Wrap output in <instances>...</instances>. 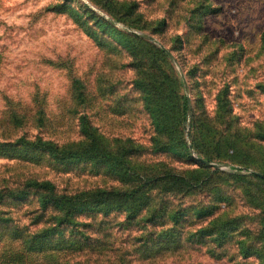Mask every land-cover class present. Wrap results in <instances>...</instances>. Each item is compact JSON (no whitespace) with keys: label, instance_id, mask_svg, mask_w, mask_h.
Returning <instances> with one entry per match:
<instances>
[{"label":"rangeland","instance_id":"rangeland-1","mask_svg":"<svg viewBox=\"0 0 264 264\" xmlns=\"http://www.w3.org/2000/svg\"><path fill=\"white\" fill-rule=\"evenodd\" d=\"M118 1L138 5L133 16L141 20L139 27L114 21L106 0H0V142L24 134L78 141L80 116L88 114L111 144L134 142V164L142 172L165 169L190 179L192 187L170 189L165 181L147 188L152 203L211 212L185 219L176 239L180 245L159 242L146 250L143 234L155 229L159 235L170 221L157 218L122 229L124 214L116 211L103 223L102 217L93 222V238L106 244L101 253L61 254L49 262L36 257L29 264H264V0ZM106 21L141 37L120 42L100 27ZM157 47L171 54L166 72L185 81L179 92L191 100L181 127L186 153L178 145L155 150L153 118L136 86L140 58ZM227 87L230 102H223L219 95ZM15 110L22 125L13 118ZM192 135L209 163L194 149ZM1 150L0 189L29 179L51 180L67 192L119 184L116 174L94 163L63 166L31 149ZM11 204L4 209L29 224L35 202ZM215 219L232 221L235 229L222 245L213 237L191 236ZM16 246L11 241L0 246V264H8L2 251Z\"/></svg>","mask_w":264,"mask_h":264},{"label":"trees","instance_id":"trees-1","mask_svg":"<svg viewBox=\"0 0 264 264\" xmlns=\"http://www.w3.org/2000/svg\"><path fill=\"white\" fill-rule=\"evenodd\" d=\"M106 2V11L114 21L123 22L128 25V28H131L133 24L139 27L141 20L136 21L133 16L138 6L135 2L127 3V6L120 4L118 0H106ZM124 10H131V13L123 14ZM163 24H166V20ZM100 25H104L100 27L107 29L120 42L130 37L138 39L141 37L138 34L117 30L110 21ZM148 56L141 57L139 60L136 86L142 90L145 107L153 118L155 150H177L178 146H181L186 153L189 149L186 142L182 140V134L187 114L192 107H190V98L179 92L182 85H185V81L166 72L165 67L170 66L169 59L172 61L168 51L157 47ZM228 91L227 87L223 88V94L220 92L219 96L223 98V102H230ZM74 100L84 102L85 98H74ZM12 115L15 121L22 125L23 116L17 110L13 111ZM80 118L82 136L78 141L61 143L38 135L31 138L24 134L15 141L0 142L1 151L4 153L16 151L17 154L23 153L21 152L23 149H31L39 156L48 154L54 162L63 166L81 162L94 163L96 167H103L116 174L119 184L110 188L100 187L67 192L60 191L51 180L29 179L14 189H0V246L6 241L17 245L12 250L2 251V257L6 263L29 264L34 258L43 256L49 262V260H57L61 254L101 253L106 248V244L98 238V240L93 238L94 223L98 217H102L101 223H103L116 211L124 214V220L119 222L122 229L134 227L139 222L155 221L157 218H164L165 222L170 221V226L159 235L155 229L143 234L146 241L144 244L147 245L146 250L153 249L159 242L171 245L169 242L174 241L178 246L180 243L176 239L180 231H183V223L192 220L193 214L200 217L211 212L204 207L169 210L168 206H164L165 209H160L156 203L151 202L146 189L151 191L165 181L172 183L170 189L190 187L192 185L190 179L185 175L177 176L173 171L165 169L152 174L142 172L140 170L142 168L134 164L138 149L131 139L117 140L111 144L107 137L97 132L88 114L81 115ZM199 121L202 128H209L203 119ZM192 127H196L193 115ZM194 142L192 135V145L198 151V155L202 157V160L211 161L208 156L201 155ZM232 145L237 147L235 143ZM16 154L13 153V156ZM190 189L187 188L185 191L188 192ZM32 201L35 205L30 211L29 224L17 222L12 217V213L4 209L6 205L7 207L12 205L11 203L23 205L31 204ZM230 222L232 221L220 222L219 219L209 221L206 226H202L191 236L213 237V240L222 245L221 239L225 238L229 232L235 231ZM103 241L106 240L103 239Z\"/></svg>","mask_w":264,"mask_h":264},{"label":"water","instance_id":"water-1","mask_svg":"<svg viewBox=\"0 0 264 264\" xmlns=\"http://www.w3.org/2000/svg\"><path fill=\"white\" fill-rule=\"evenodd\" d=\"M205 163H209L208 161H206V160H203ZM213 166H218V164H212ZM257 174H259V175H261L260 173H257Z\"/></svg>","mask_w":264,"mask_h":264}]
</instances>
